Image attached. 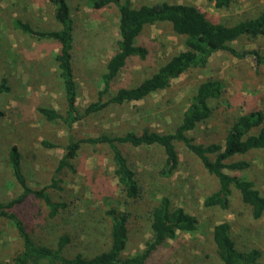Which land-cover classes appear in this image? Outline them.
Instances as JSON below:
<instances>
[{"label": "rangeland", "instance_id": "rangeland-1", "mask_svg": "<svg viewBox=\"0 0 264 264\" xmlns=\"http://www.w3.org/2000/svg\"><path fill=\"white\" fill-rule=\"evenodd\" d=\"M158 1L161 0H130L133 6ZM167 1L194 4L203 11L229 19L248 13L250 6L262 0H238L224 9L214 7L209 0ZM67 2L74 25L72 61L77 83L76 104L81 111L97 100L98 90L102 88L100 74L114 49L118 13L114 5L95 9L88 6L86 0ZM52 12L50 0H0V79L4 77L9 85L7 92L0 93V110L4 112L0 116V201L20 192L6 161L7 148L15 144L21 152L22 171L29 185L45 186L53 199L68 202L72 212L68 219L77 218L75 228L89 230V235L82 233L69 252L80 251L91 256L104 249L103 242L107 241L106 233L97 231L103 226L101 200L108 197L112 203L113 196L118 194L115 179L106 172L111 169L107 148L104 144L93 148L83 143L72 160L75 172L67 167L56 169L64 152L61 145L65 143L67 132L60 121H48L36 107H52L58 111L64 107L62 85L53 59L57 42L33 38L13 25V20L18 18L35 29H56L59 24ZM138 42L148 47L147 57H130L112 82L111 91L119 86L134 85L152 72L170 53L183 47V36L175 34L168 24L148 25ZM231 45L239 52H248L239 57L226 50L215 51L205 68L186 71L173 79L167 89L153 92L146 99L107 104L86 119L77 121L75 135L95 136L101 130L111 133L124 129L139 131L144 125L158 131H171L179 123L197 80L212 77L222 81V97L211 117L188 134L204 144L222 142L226 122L239 111L238 102L231 100L240 95L249 96L264 107V66L257 65L251 53L252 50L264 53V36L256 39L241 36ZM106 99L107 95H103L102 100ZM42 140L55 143V146L46 147ZM176 146L179 162L170 177L159 173L163 155L159 148L129 150V157L146 186L159 194H167L173 206H181L196 218L195 230L178 232L175 239L168 241L166 260L173 264H216L212 226L227 221L236 247L241 250L257 247L264 264V215L253 218L250 207L241 202L234 188L227 208L204 206L203 197L217 188V180L182 142H176ZM236 158L244 159L250 165L246 169L225 171L252 180L264 195V148ZM54 181L56 185L52 184ZM24 207L31 214L40 208L36 200H29ZM67 216V212L61 214L64 220ZM148 229V224H143L132 234L126 252L133 253L143 246L144 239L149 237ZM17 247L11 223L5 218L0 219V264H9V257Z\"/></svg>", "mask_w": 264, "mask_h": 264}, {"label": "trees", "instance_id": "trees-1", "mask_svg": "<svg viewBox=\"0 0 264 264\" xmlns=\"http://www.w3.org/2000/svg\"><path fill=\"white\" fill-rule=\"evenodd\" d=\"M214 7L224 9L238 0H209ZM52 16L58 28L40 30L28 22L14 19L13 25L23 33L36 39H53L57 51L53 59L61 81L63 109L38 106L37 111L48 121H60L67 132L64 150L58 159L56 169L67 167L75 172L72 160L78 155L83 143L93 148L104 144L111 165L108 172L115 179L118 194L101 200L103 226L98 229L106 233L102 250L91 256L80 251L69 252L81 234L89 235V230L75 228L77 218L72 215L68 202L53 199L46 187H32L22 171V155L17 145L6 150V161L10 173L20 187V192L8 200L0 201V219H7L16 235L18 247L12 252L9 264H173L166 260L169 240L178 232L195 230L196 218L181 206H173L167 194H159L146 186L140 172L133 165L131 148L157 147L162 151L160 170L164 177H170L179 162L176 142H182L200 161L203 168L217 180V188L203 197V205L227 208L234 188L241 202L247 204L255 219L264 215V195L254 186L252 180L228 173L225 169H246L250 163L236 156L264 148V107L249 96H241L231 102H238L239 111L226 122L222 142H196L189 131L213 114L217 101L221 99L223 84L220 79L204 77L197 80L194 90L182 112L179 123L171 131H158L142 126L139 131L124 129L121 132L98 131L95 136L75 135L74 124L86 119L92 112L107 104H123L146 99L151 93L167 89L172 80L186 71L205 68L210 56L219 50L243 56L248 51H237L231 42L245 36L256 39L264 36V0L249 7L248 13L225 19L196 5L161 0L133 6L130 0H86V4L99 9L110 5L117 8L114 49L106 59L100 74L102 88L98 98L81 111L77 107V83L73 69L74 25L67 0H50ZM168 24L172 31L183 36V47L170 53L148 75L131 86H119L111 91V84L130 57L145 59L148 47L138 42L145 26ZM257 65L264 66V53L251 51ZM6 79H0V93L7 92ZM107 95L106 100L102 96ZM215 103V105H214ZM4 112L0 110V116ZM46 147L55 143L41 141ZM55 184V181L52 183ZM36 200L39 209L32 214L26 203ZM113 204V205H112ZM67 212V221L61 214ZM100 222V221H97ZM140 223V224H139ZM148 224L149 237L143 246L133 253L126 252L132 234L140 226ZM95 229L92 227V233ZM211 239L217 257L216 264H262L261 252L257 247L238 249L230 235L227 221H219L212 226ZM165 249V250H164Z\"/></svg>", "mask_w": 264, "mask_h": 264}]
</instances>
